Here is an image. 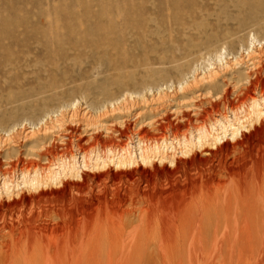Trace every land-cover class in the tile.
Listing matches in <instances>:
<instances>
[{
    "label": "rangeland",
    "instance_id": "obj_1",
    "mask_svg": "<svg viewBox=\"0 0 264 264\" xmlns=\"http://www.w3.org/2000/svg\"><path fill=\"white\" fill-rule=\"evenodd\" d=\"M261 96L264 0H0V264H264Z\"/></svg>",
    "mask_w": 264,
    "mask_h": 264
},
{
    "label": "bare ground",
    "instance_id": "obj_2",
    "mask_svg": "<svg viewBox=\"0 0 264 264\" xmlns=\"http://www.w3.org/2000/svg\"><path fill=\"white\" fill-rule=\"evenodd\" d=\"M218 65L220 69H225L228 68L229 66L227 65V62L224 61L225 57L223 55H220L218 58ZM238 59L236 58L235 61H237ZM217 68L212 67L211 70H209V76L213 77L217 74ZM217 77V76H216ZM248 111H246L248 113V116L245 118V121H242L240 119V117H238V114H235V112H233L232 114L228 115V116H224L218 120H216V122L211 123L209 128H201L200 130H198V132L196 133L195 136H192V139H187L184 140L183 144V149H185L184 151L182 150V153L184 154H189V152H191L192 150L188 147L189 145L192 146H196V145H203V143H207L210 142V144L212 145L213 148H218L219 145L224 144L227 141V138H232V139H236V137H238V135H243V132H247L249 131V127H255L254 125L256 123H260V121L262 120V118L264 117V97L261 96L260 98H252V102L250 103V105L248 106ZM243 118V117H242ZM252 129V128H251ZM143 142L139 141V144H142ZM167 144H169V146L172 143H168L166 140H163L161 144H155V145H149L146 147H139L140 148V154H133L132 151H130V148L128 149H123L122 151H114L112 149H108L107 151H105L103 154L102 153H98L96 155H94L95 157V162L98 165L102 164V167L106 166L109 163H113L116 167H126V166H131L135 165L138 162H142L143 164H147V163H152V156L150 155L151 152H158L163 159V153L166 154L164 152L168 150V146ZM180 145V143H178ZM168 157V155H167ZM115 158V159H114ZM73 160L75 161V157L73 158ZM83 160H86V157H83ZM164 160V159H163ZM162 160V161H163ZM161 161V162H162ZM172 164L174 163V158L172 157L171 161ZM75 163V162H74ZM61 165H67L66 161L64 162V164ZM61 167V166H60ZM54 180L57 181L58 183L61 182L60 178V174L59 172H54ZM26 178V177H25ZM4 187L5 190H9V186H8V182L6 181V179H4ZM24 184L26 183V179H24ZM36 182L35 184H33V182ZM30 182V186H34L39 184V174H35L32 179L29 180ZM10 264V263H9Z\"/></svg>",
    "mask_w": 264,
    "mask_h": 264
}]
</instances>
